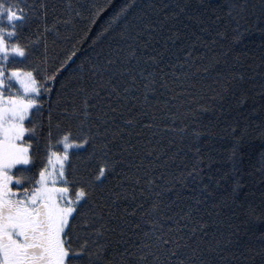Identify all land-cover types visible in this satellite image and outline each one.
I'll use <instances>...</instances> for the list:
<instances>
[{"label":"snow or ice","instance_id":"6c2138e0","mask_svg":"<svg viewBox=\"0 0 264 264\" xmlns=\"http://www.w3.org/2000/svg\"><path fill=\"white\" fill-rule=\"evenodd\" d=\"M102 11L0 0V264L264 258V233L244 239L256 207L237 196L248 124L227 118L264 96V72L253 82L264 53L229 59L246 5L230 4L220 27L217 9L203 16L191 0H125L93 40L112 32L110 43L70 71L77 52L59 48L61 29L77 18L91 26ZM204 112L226 118L227 170L206 171L213 150L196 146L216 135L200 123Z\"/></svg>","mask_w":264,"mask_h":264},{"label":"trees","instance_id":"16d2710c","mask_svg":"<svg viewBox=\"0 0 264 264\" xmlns=\"http://www.w3.org/2000/svg\"><path fill=\"white\" fill-rule=\"evenodd\" d=\"M20 2L21 4L30 5L34 0H20ZM52 2L57 5L58 9H63L68 4H72L75 8L77 5H86L88 3H95L98 6L104 7V11L95 18V22L91 24V26H89L88 21L77 18L74 21V26L70 25L67 28L61 29L62 34L67 36L68 39L62 41L59 48L67 49L68 52H77L71 68L69 69L71 71V69L75 68V66L80 63L84 56L91 55L92 52L110 43L109 37L113 34L112 32H109L103 40L95 45L93 44V40L96 34L106 26L107 21L113 13L123 5L125 0H52ZM232 3L246 5V22H241L242 28L246 30L243 32L242 39L231 45L232 51L229 53V59L236 53L241 55L247 53L249 57H251L253 53H255L257 57L260 56L261 53H264V32L260 31L261 28H264V13L261 11L262 0H191L192 7L203 16H210V10L217 9L222 16L220 27L223 26L224 20L227 19L225 14L228 12V8ZM118 27V25L115 26L116 30H118ZM25 31H27V29ZM228 31L230 33V27ZM205 39L210 40L211 37L206 35ZM219 43L227 45L229 40L220 39L218 40V44ZM66 54V52L62 53L61 59ZM17 59L19 60L20 58ZM256 62L258 63L259 61ZM256 72L257 75L254 77L253 82L259 85V73L264 72V66L257 68ZM66 75L67 73H64L63 76L59 77L55 87L59 86L60 81L63 80ZM13 84L15 85L14 81ZM256 91L257 93L259 92L258 87ZM51 97L55 99V91L51 92ZM253 108L256 110L252 111ZM237 112H239L240 116L236 115ZM233 117L238 120L243 117L248 124L247 134L244 136L239 148L242 167L245 173L244 188L241 192L237 193V196L245 200L246 203L251 202L252 205L256 207L255 215L249 220L246 226L247 234L244 239H249L250 237H259L261 233H264V203H262L260 199V193L264 191V171L260 170L264 167V159H262V157H264V96L257 95L253 101L242 105L239 109L230 110L227 114V118L230 121ZM225 120L226 118L224 115H217L216 112H204L200 116V123L206 125L211 121L213 131L216 133V135L211 138L205 135L196 145L200 147L202 153L208 152L210 149L213 150L214 162L206 171H214L216 168H220L221 171H224L230 167V163L226 158L232 146V137L227 131L221 132V125L225 124ZM244 122V120H241V126H243ZM54 150L62 151V145L59 149ZM70 151L72 150L70 149ZM190 155L189 153V156ZM176 163H179V161ZM176 163L169 166V171H176ZM248 173H251V175H248ZM245 193H254L255 195L245 196ZM173 210L175 211L178 209L174 208ZM256 246L257 248L259 247L258 241L256 242ZM253 264H264V258L259 255L254 256Z\"/></svg>","mask_w":264,"mask_h":264}]
</instances>
